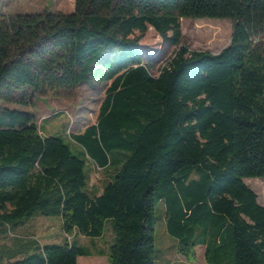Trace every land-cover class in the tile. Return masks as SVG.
Masks as SVG:
<instances>
[{
	"label": "trees",
	"instance_id": "trees-1",
	"mask_svg": "<svg viewBox=\"0 0 264 264\" xmlns=\"http://www.w3.org/2000/svg\"><path fill=\"white\" fill-rule=\"evenodd\" d=\"M182 17L230 19L229 44L190 50ZM149 26L178 46L157 75L135 36ZM262 34L264 0H74L71 13L0 14V100L107 84L96 122L70 136L75 152L41 135L28 111L0 107V235L38 215L89 238L109 223V264H155L162 202L186 259L204 246L206 264H264V205L243 181L264 178V47L253 39ZM87 161L113 171L99 193L88 189ZM90 254L74 239L39 247L16 237L0 264Z\"/></svg>",
	"mask_w": 264,
	"mask_h": 264
},
{
	"label": "rangeland",
	"instance_id": "rangeland-1",
	"mask_svg": "<svg viewBox=\"0 0 264 264\" xmlns=\"http://www.w3.org/2000/svg\"><path fill=\"white\" fill-rule=\"evenodd\" d=\"M73 9L74 0H0V14L4 16L16 13H38L45 10L71 13ZM179 22L182 34L180 44L187 46L190 50L216 53L230 42L232 31L230 19L182 17ZM135 36L139 38L138 49L143 63L148 65L152 75H157L178 46L164 41L151 26L143 33L136 31ZM253 39L259 41L264 47V34ZM106 86L104 82H96L82 83L71 89L45 92L27 90L24 93L19 91L11 99H1L0 107L28 111L34 116L41 135H57L75 152L78 146L70 136L82 132L86 126L96 122ZM21 97L29 102L27 104L18 102ZM85 170L88 174V189L91 193L100 192L113 173L110 168L99 169L90 161L86 162ZM245 183L253 191L255 190L258 202L264 205V178H245ZM155 214V264H206L202 246L195 248V258L191 260L177 253L176 241L166 230L162 202L156 204ZM16 237L24 238V240L34 238L39 247L45 244H62L74 239L92 252L90 255L78 256L77 264H109L106 254L113 234L109 223H106L101 237L89 238L75 231L66 234L58 216L38 215L15 231L0 235V247L11 245L13 238ZM99 251L102 254H98ZM1 263L4 262L1 261Z\"/></svg>",
	"mask_w": 264,
	"mask_h": 264
},
{
	"label": "crops",
	"instance_id": "crops-1",
	"mask_svg": "<svg viewBox=\"0 0 264 264\" xmlns=\"http://www.w3.org/2000/svg\"><path fill=\"white\" fill-rule=\"evenodd\" d=\"M97 167V166H96ZM97 168H99V169H106V168H100V167H97ZM243 181L245 182V178L243 179ZM102 190V189H101ZM255 191V190H254ZM99 193V192H98ZM257 200H258V197H257ZM203 248H204V250H205V247L204 246H202Z\"/></svg>",
	"mask_w": 264,
	"mask_h": 264
}]
</instances>
